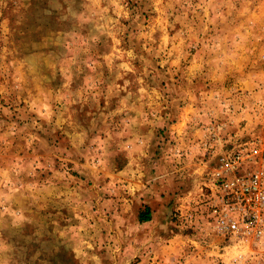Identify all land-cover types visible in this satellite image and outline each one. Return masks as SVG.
Here are the masks:
<instances>
[{"label": "rangeland", "instance_id": "rangeland-1", "mask_svg": "<svg viewBox=\"0 0 264 264\" xmlns=\"http://www.w3.org/2000/svg\"><path fill=\"white\" fill-rule=\"evenodd\" d=\"M259 140L264 0H0V264H264L202 201Z\"/></svg>", "mask_w": 264, "mask_h": 264}, {"label": "built area", "instance_id": "built-area-1", "mask_svg": "<svg viewBox=\"0 0 264 264\" xmlns=\"http://www.w3.org/2000/svg\"><path fill=\"white\" fill-rule=\"evenodd\" d=\"M206 189L210 228L237 240L264 239V140L223 155Z\"/></svg>", "mask_w": 264, "mask_h": 264}, {"label": "trees", "instance_id": "trees-1", "mask_svg": "<svg viewBox=\"0 0 264 264\" xmlns=\"http://www.w3.org/2000/svg\"><path fill=\"white\" fill-rule=\"evenodd\" d=\"M149 220H150V212L147 208L144 213L140 214V221L146 222Z\"/></svg>", "mask_w": 264, "mask_h": 264}]
</instances>
